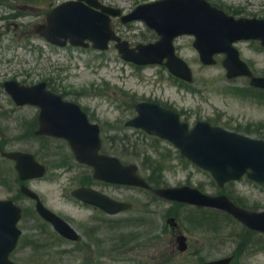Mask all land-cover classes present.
<instances>
[{
	"label": "rangeland",
	"instance_id": "374dc122",
	"mask_svg": "<svg viewBox=\"0 0 264 264\" xmlns=\"http://www.w3.org/2000/svg\"><path fill=\"white\" fill-rule=\"evenodd\" d=\"M144 0H105L106 3L123 8L125 11L134 9ZM232 7H244L245 13L262 17L264 14V0H212ZM116 30L121 37L129 41L132 45L144 42L151 37L149 30L143 23H134L123 26L119 20L115 21ZM193 38L185 36L176 41V47L179 54L191 66L194 73V83L191 87L183 88L175 81L164 67L152 66L148 68L136 69L131 64L125 63L118 51L112 46L108 51L98 53L93 50H83L78 48H46L47 55L55 58L54 64L57 66V75L61 77V83L64 86L63 92L70 99H76L88 107L97 109V112L106 120L113 123L120 119L122 124L132 118L133 110L129 102L156 101L161 103L172 102L181 109H185L187 116L192 123L199 120L209 121L218 120L220 125L232 129L241 127L245 129L247 123H264V104H258L254 98H242L238 95L226 93L227 88L247 87L244 80L238 79L228 81L226 72L219 62L216 66L205 67L200 63L199 56L194 50ZM244 56L250 58L259 73H264V53H257L251 45L245 46ZM11 58H20L23 62L27 61L24 51L8 52L0 48V60ZM28 62V61H27ZM20 68V67H19ZM0 70H2L0 68ZM108 86V87H106ZM98 90H105L106 95H98ZM90 91L88 96L76 98L77 92ZM1 103L0 109V141L6 144L7 150H21L35 152L39 150V145L33 139L19 141L15 137L23 133L15 127L16 120L20 118L17 114L10 113V104ZM125 133L133 142H139L144 155L152 156L153 163L158 157L157 148L163 154H171V160L164 161V177L168 185L180 186L190 185L200 188L204 193L217 195L220 189L213 182V179L207 173L199 170L194 165L186 163L180 157L178 152L168 144L158 143L151 139H145L141 134L125 128ZM115 132L112 133L114 135ZM252 137H258L253 134ZM261 139V138H260ZM128 154L125 160L133 162ZM41 160V158H40ZM142 166V172L145 170L146 162L138 159ZM44 163L50 166L49 175L42 180L33 181L29 186L38 192L46 204L55 210L60 211L69 218H74L78 223L92 218V212L89 209L82 208L76 204L71 196L74 188L78 187L86 174L84 170L74 168L67 172L55 167L52 161L44 158ZM53 165V166H52ZM145 173V172H144ZM20 185L17 181V174L13 164L4 161L0 156V199H13L24 210V218L21 222V228L26 232L19 244L17 250L12 255V259L18 264H200L202 258L208 260L218 259L232 252L237 248L238 241L233 232L242 231L241 226L234 223L226 216L212 213L199 214L196 210L181 208L180 221L181 227L188 238L189 250L185 254L176 253L171 258V263L167 262L166 255L170 252L167 249L174 243L171 234L162 232L163 216L169 211L177 214V208L166 202H158L156 209L158 216L159 234L147 239L142 236L135 240H130L128 249L131 246H138L133 252L121 249L115 255L110 252L102 257L98 252L87 257L83 254L76 256H65L64 260L59 261L58 257L40 258L33 261L35 256H30V249L27 247L29 234L27 230L32 225L31 220L36 218L34 207L30 200L22 196L19 192ZM234 202L255 211L264 209V186H259L247 177L239 182H233L224 188V193ZM124 195L137 203L138 197L146 200V194L126 191ZM138 205V203H137ZM136 209L129 213L127 217L133 216ZM71 216V217H70ZM203 217L204 227L192 230L190 221L195 218ZM214 220V226L207 227V221ZM89 219V220H90ZM189 221V223L187 222ZM74 223V222H73ZM107 227V226H106ZM244 229V228H243ZM113 231V229H112ZM117 233L116 231H114ZM120 233H125L120 231ZM146 233V232H145ZM144 233V236H148ZM157 233V234H158ZM111 234V230L106 228L101 236L105 237ZM252 239V254L245 255L241 260L234 264H264V236L254 234ZM110 235V240H111ZM151 240V241H150ZM140 244H144L141 248ZM200 254L195 256V252Z\"/></svg>",
	"mask_w": 264,
	"mask_h": 264
},
{
	"label": "water",
	"instance_id": "95a60500",
	"mask_svg": "<svg viewBox=\"0 0 264 264\" xmlns=\"http://www.w3.org/2000/svg\"><path fill=\"white\" fill-rule=\"evenodd\" d=\"M134 19L146 21L150 27L157 30L162 36V40L155 45H140L136 49H130L127 42H121L115 36L108 17L87 10L82 5L75 8L74 6H65L58 13H54L49 20L53 31L47 33H51V36L56 39V28L58 27L60 30L58 36L63 39H70L74 45H82L85 40L89 39L94 42L95 47L101 49H106L110 40H116L120 42L118 48L125 60L139 65H147L163 64V60L167 59L166 66L170 71L188 81H191L189 68L175 56L172 42L176 36L184 33L195 34L198 38L195 46L199 49L202 61L206 64L214 63L212 55L215 52L230 54L225 65L229 70L228 76L235 77L246 74V72L237 64L236 52L231 47L232 41L238 36L263 39L264 35L263 31L249 29L241 32L240 35L237 34L229 19L217 11L210 10L204 2L198 0H168L162 4L141 7L126 18L127 21ZM253 84L264 87V81L257 80ZM153 109L154 107L145 104L138 106L141 118L146 117V112L149 114ZM73 114L76 121L83 118L78 111H74ZM141 118L132 124L144 127L150 132L166 133L171 130H179L178 136L169 133L167 137L177 142L188 157L202 167L211 170L221 185L230 179L239 178L248 168L255 171L253 176L264 174V144L260 142L211 129L207 125H201L192 133H187L185 128L181 126L175 129H165L152 121H148L147 118L146 121H142ZM79 131L91 132L96 144L95 149L98 148L95 130L84 123ZM57 132L60 136L71 140L78 151L76 145H80L81 141L72 133L71 129L58 130ZM181 132L184 135L181 136ZM7 157L18 161V169L22 178L34 176L28 173L25 167L31 166L33 170L40 168L38 165L37 168L33 160L25 156L10 154ZM83 159L95 165L102 178L116 182H130L125 177L120 178L104 172L103 166H107L109 161L98 158ZM111 165H116V161H111ZM136 182L143 183L138 180ZM27 193L31 195L29 192ZM197 196L202 198L200 195ZM206 203L211 204L212 202L207 200ZM224 207L232 210L226 205ZM19 218V211L11 203L0 202V264H12L9 262L8 256L15 248L20 235L16 229ZM252 219H259L256 221L257 227L264 229V215L245 217L247 221Z\"/></svg>",
	"mask_w": 264,
	"mask_h": 264
},
{
	"label": "flooded vegetation",
	"instance_id": "af4514ba",
	"mask_svg": "<svg viewBox=\"0 0 264 264\" xmlns=\"http://www.w3.org/2000/svg\"><path fill=\"white\" fill-rule=\"evenodd\" d=\"M46 1L47 0H39V3L40 4H46ZM56 2H61V1L58 0V1H55L54 3H56ZM54 3L52 5H54ZM17 7L19 9L29 10L30 12H38V11H40V12L44 13V12H46L48 10V6L37 7V6H31V5H26V6L18 5ZM15 13H16V11L9 12L7 14V16H6V20H11V19L20 17V16H16ZM17 21L18 22H21V23L23 22L21 19H17ZM18 22H13V25L15 26L16 29L20 26L18 24ZM4 24L7 25V29H9V24L6 23V22H4ZM52 141L54 142V146H55V150H54L55 157L61 156V153H60L61 147H63V146L68 147V145L66 143H64L63 141H58V140H53V139H52ZM68 151H69V149H68ZM93 184H98V185H102V186H106V187H109L110 186V185H106V184H102V183H97V182H94Z\"/></svg>",
	"mask_w": 264,
	"mask_h": 264
}]
</instances>
